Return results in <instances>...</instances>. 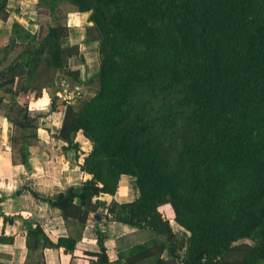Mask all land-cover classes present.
<instances>
[{
  "label": "trees",
  "instance_id": "16d2710c",
  "mask_svg": "<svg viewBox=\"0 0 264 264\" xmlns=\"http://www.w3.org/2000/svg\"><path fill=\"white\" fill-rule=\"evenodd\" d=\"M62 2L74 12L60 15ZM81 13L99 63L85 79L86 57L70 40ZM34 23V32L14 23L8 40L0 31L12 161L28 164L42 126L60 153L75 151L84 179L54 198L34 193L60 210L68 235L54 243L28 224V251L72 253L88 214L101 219L103 206L107 220L136 227L140 240L112 262L99 234L91 264H264V0H37ZM56 81L72 96L52 94L46 113H31L29 101ZM122 175L134 178L138 197L105 204L100 196H113ZM12 240L0 233V243Z\"/></svg>",
  "mask_w": 264,
  "mask_h": 264
},
{
  "label": "crops",
  "instance_id": "0c3cea01",
  "mask_svg": "<svg viewBox=\"0 0 264 264\" xmlns=\"http://www.w3.org/2000/svg\"><path fill=\"white\" fill-rule=\"evenodd\" d=\"M36 2L37 0H8V18L0 19V31L4 30L8 34L6 40L12 35L14 23L20 24L31 32L36 30L37 25L34 23ZM73 12L74 9L70 11V13ZM87 17L88 13L79 14L76 26L70 36L71 43L78 44L80 51L83 50L82 54L85 56V52L88 50L97 52V42L86 43L84 41L83 28L90 24ZM1 55L0 52V57ZM94 65H96L94 69L97 70L98 61ZM87 72V75L84 76L81 70L84 76L82 79L93 73L89 70ZM45 97L44 95L29 101L31 113H46L45 108L49 99ZM61 117V112H55L48 116L51 128L55 130L59 127ZM11 134L12 125L0 112V233L13 238L11 243H0V264H91L94 257H91L90 253L99 251L97 243L99 234L105 235L103 243L109 260L114 262L118 258L119 251L126 250L130 245L140 240L136 227L107 220L104 216L106 208L102 206L96 211L101 215V219L95 220L94 212L88 214L82 235L76 241L72 253L66 252L64 247H46L42 253L28 251L26 247L28 224L32 227L39 225L54 243L59 238L68 235L60 210L36 197L34 193L41 198H54L59 192L65 191L69 187L81 188L84 175L79 169L75 151L60 153L58 151L61 145L60 141L53 139L42 126L37 131L40 143L28 148V164H22L20 161L14 163L11 152ZM77 140L82 143L84 151L89 149V143L83 136L78 135ZM84 145H87L86 148ZM46 147L55 154L54 158L49 156ZM137 197L138 189L134 178L122 175L118 181L116 193L113 196L102 195L100 200L105 204L111 200L127 203ZM166 207H164V212L170 221L173 232L182 233L184 229L174 221L173 213H170ZM1 213L13 217V220H4ZM240 242L252 244L250 240ZM163 256L165 257L166 253Z\"/></svg>",
  "mask_w": 264,
  "mask_h": 264
},
{
  "label": "rangeland",
  "instance_id": "374dc122",
  "mask_svg": "<svg viewBox=\"0 0 264 264\" xmlns=\"http://www.w3.org/2000/svg\"><path fill=\"white\" fill-rule=\"evenodd\" d=\"M59 8H60V11H61L60 15L69 14L70 11L74 9V7L72 5H70L68 2H62L60 4ZM70 40H71V38H70ZM82 51H80V54L82 53ZM15 52H13V53L10 54L9 60L14 56ZM85 54H86V56H85L86 57L85 63L80 65V77L81 78L83 76L82 73H81V70L83 71L84 76H85V74L87 75V73H88L87 71L88 70H89V72H93V70H95L94 68H96V65H94V64H96L97 63V60H98L97 59L98 56H97V52L96 51L88 50L87 52H85ZM70 62H71V64H74V63L76 64L78 62V60L76 58H72L70 60ZM62 87H63V85L61 84V81L60 82L59 81H56V82H54V84L51 87L48 88V90L46 89V90H44L42 92V96L41 97H43L45 95L48 99H50V96L52 94H55V93H58L60 95H65L66 98L67 97L69 98L70 96H72V93L69 92V91H67V90H65V89L64 90L62 89L60 91L59 88H62ZM36 99H38V98H36ZM23 100H25V99H23ZM84 146L86 148L87 145H84ZM166 209H168L169 212L172 213V209L170 208V206H167Z\"/></svg>",
  "mask_w": 264,
  "mask_h": 264
}]
</instances>
